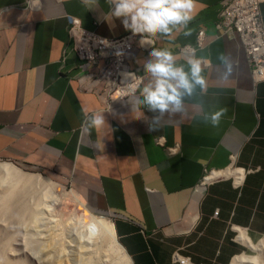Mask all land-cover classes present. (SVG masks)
<instances>
[{"label":"crops","instance_id":"obj_1","mask_svg":"<svg viewBox=\"0 0 264 264\" xmlns=\"http://www.w3.org/2000/svg\"><path fill=\"white\" fill-rule=\"evenodd\" d=\"M228 1L195 0L187 25L151 35L189 78L198 60L204 79L191 94L179 89L180 112L161 113L144 102L157 80L145 70L150 51H128L142 83L112 103L101 66L74 52L72 19L107 39L130 32L109 0H0V158L71 182L110 217L132 264H175L176 252L192 264H264L252 247L264 241V79L254 80L239 37L218 28ZM260 10L264 22V0ZM222 56L234 62L228 80ZM97 113L105 125L89 128Z\"/></svg>","mask_w":264,"mask_h":264},{"label":"built area","instance_id":"obj_2","mask_svg":"<svg viewBox=\"0 0 264 264\" xmlns=\"http://www.w3.org/2000/svg\"><path fill=\"white\" fill-rule=\"evenodd\" d=\"M261 0H230L220 9L218 28L223 33L239 37L251 66L254 80L264 79V22L260 10ZM73 40L74 52L83 61L101 66L106 82L107 97L110 103L123 99L137 91L142 83V76L127 66L126 54L135 45L152 51L154 48L151 34L133 35L131 32L117 39H107L95 32L85 30L78 20L72 19L69 28ZM204 42V31L198 34V47ZM195 52L190 47L180 49L181 54ZM134 75H128V74ZM159 144L164 145L161 139ZM178 147L169 148V153H176ZM219 172L206 174L198 187L204 188ZM175 264H192L189 257L176 252Z\"/></svg>","mask_w":264,"mask_h":264},{"label":"bare ground","instance_id":"obj_3","mask_svg":"<svg viewBox=\"0 0 264 264\" xmlns=\"http://www.w3.org/2000/svg\"><path fill=\"white\" fill-rule=\"evenodd\" d=\"M60 187L62 188V186ZM60 187L59 184L52 179V177H45L40 173L26 172L23 169L17 167L14 163L1 162L0 217H5L7 218L6 220H10L12 223H15L13 225L25 226L26 224H32L38 228H41L44 226L43 223L46 219V216L53 215L55 206L63 203L66 200H69V198L70 201L75 205H78V207L84 206V203H81V201H79L80 198L77 194H75L74 191L66 192L63 189L60 190ZM70 216L71 218L68 219H70L71 221H75L76 224H78V227L82 229L81 235L84 238L82 240H84L83 243L87 245V248L89 250L93 249L94 253L95 251L96 253L99 252L98 244L99 240L102 239L103 241L109 243L111 249L113 250L117 259L121 262V264H132L131 259L118 243L115 227L112 220L107 219L103 216H95L92 214L88 215L89 218L85 214L81 217H76L75 214H72ZM59 221L60 220H56V226L57 224H59ZM89 222L97 224L98 233L96 235H90L86 230V226ZM29 230L31 229L29 228ZM43 240L44 241L42 242L35 243L34 247L31 246L32 249L28 248L26 244H20L21 246L23 245L25 251H29L30 258L35 261L36 264H40V255L38 257L37 251H41L47 254V257L53 256L54 254L59 252L65 253L63 239L61 235L55 232L53 229L48 231ZM85 245H77L78 253L81 259H84L85 255L88 253ZM69 246L72 247L73 245L69 244ZM252 247L255 252H257L256 256H264V241H262L259 245L252 244ZM6 249L7 245L3 244L0 249L1 263L3 260L4 262L6 261L7 264H25L23 260L11 262L7 261L5 256ZM39 254L41 253L39 252ZM253 259L254 257L250 261H253ZM49 261L50 260H47V262Z\"/></svg>","mask_w":264,"mask_h":264},{"label":"clouds","instance_id":"obj_4","mask_svg":"<svg viewBox=\"0 0 264 264\" xmlns=\"http://www.w3.org/2000/svg\"><path fill=\"white\" fill-rule=\"evenodd\" d=\"M109 2L114 6L111 15L120 19L124 29L130 31L134 36L143 33L167 34L171 31L170 25H187L193 18L191 13L195 9V0H109ZM185 34L190 35V32ZM149 55L155 57L156 60L155 62L149 60L145 64V70L155 76L157 80L154 89H145L147 94L144 102L154 112H168L170 105L174 107L175 112H180L182 93L179 89L191 94L196 85L204 86V79L200 75L202 71L200 62L198 60L190 61L191 78H189V74L183 68L174 66L171 52L154 48ZM221 59L226 62L223 78L228 80L233 74L234 62L225 56H222ZM171 81H176V83L173 84ZM224 111L221 109L213 115V126L219 124ZM158 120L159 117L155 116L153 123ZM105 123L106 120L102 113L94 114L88 118L89 128H101ZM86 230L90 235H96L98 226L89 222Z\"/></svg>","mask_w":264,"mask_h":264},{"label":"rangeland","instance_id":"obj_5","mask_svg":"<svg viewBox=\"0 0 264 264\" xmlns=\"http://www.w3.org/2000/svg\"><path fill=\"white\" fill-rule=\"evenodd\" d=\"M1 162L2 163L3 162L14 163L17 167L23 169L26 172L40 173L45 177H51V175L48 174L46 171H38L37 169H34L32 167H27L24 165H20V163H17L14 161H10V160L0 158V163ZM53 180L59 184V187L62 186V188L61 187L59 188L60 190L63 189L66 192L74 191L75 194H77L79 196V198H80L79 201H81V203H84L83 205L84 206L86 205V206L85 207L84 206L78 207V205H75L74 203H72L70 201V198H69V200H66L63 203H60L59 205L55 206L54 211H53V215L52 216H46V219L44 220V223H43L44 226L41 228L40 227L38 228L32 224H26L25 226L13 225L15 223H12L10 220H6L7 218H5V217L4 218L0 217V219H1L0 220V249H1V246L3 244L7 245V249H6V253H5L6 260L10 261V262L11 261H17V260H23L25 262V264H36L35 261H33L30 258L29 251H25L23 248V245L21 246L20 244H26L28 248L32 249V247H34L35 243L44 241L43 239L45 238V235H47L49 230L53 229L55 232H57L61 235V237L63 239V244L65 246V253L59 252V253L54 254L53 256L47 257V254H45L41 251H37L38 257L40 255V264H48V263L51 264V262H52V264H121V262L115 256V254H114L113 250L111 249L109 243L103 241L102 239H100L101 241L99 240V244H98L99 245V252L96 253V251H95V253H94L93 249L89 250L87 248V245H85V243H83L84 240H82V239H84V238L81 235L82 229L78 227V224H76L75 221H71L70 219H68V218H71L70 215H72V214H75L76 217H81L84 214L86 216H88L90 214L95 215V216H103L107 219H110V217L108 215L98 213L97 211H95V209H93L89 205L86 197L79 191L78 188H75L71 182L60 183V181H57L55 179H53ZM61 205L63 208L61 207ZM88 218H89V216H88ZM52 220H53V222H52ZM56 220H60L59 224H57V226H56ZM6 221H7V223H6ZM9 223H11V224H9ZM29 228L31 230H29ZM32 234H33V236H32ZM99 238H100V236H99ZM75 242H76V245H75ZM69 244H71L73 246L70 247ZM81 244L82 245L84 244L86 246V249L88 250V253L85 255L84 259L83 258L81 259L79 256V253H78V246ZM39 252L41 254H39ZM44 255L46 258L44 257ZM62 255H64V256H62ZM254 255H257V254L255 253ZM47 260H50L51 262L50 261L47 262ZM5 262L2 260V263L0 262V264H7V262L6 263Z\"/></svg>","mask_w":264,"mask_h":264},{"label":"water","instance_id":"obj_6","mask_svg":"<svg viewBox=\"0 0 264 264\" xmlns=\"http://www.w3.org/2000/svg\"><path fill=\"white\" fill-rule=\"evenodd\" d=\"M119 245L122 247V245L120 244V242L118 241ZM123 248V247H122ZM127 254V253H126ZM128 255V254H127ZM129 257V256H128ZM130 258V257H129Z\"/></svg>","mask_w":264,"mask_h":264}]
</instances>
